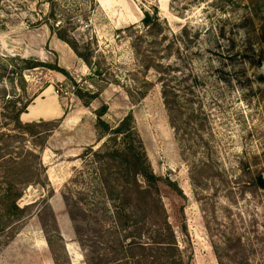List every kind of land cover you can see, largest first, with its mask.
Listing matches in <instances>:
<instances>
[{"label": "rangeland", "instance_id": "obj_1", "mask_svg": "<svg viewBox=\"0 0 264 264\" xmlns=\"http://www.w3.org/2000/svg\"><path fill=\"white\" fill-rule=\"evenodd\" d=\"M145 11L162 22V48L172 53L166 61L180 55L183 85L193 86L194 129L204 124L194 156L176 139L157 74L145 75L134 54L126 28H141ZM58 26L81 47L90 46L95 64L88 66L57 37ZM36 60L59 65L69 76L41 65L28 68ZM145 76L154 84L141 98ZM79 87L99 92L93 104L78 99ZM13 99L28 105L23 122L46 120L39 130L50 131L35 146L20 139L38 151L41 165L36 159L39 175L18 201L23 218L0 231V264H86L66 197H77L94 181L95 164L84 152L107 139L98 140L96 127L103 104L111 126L133 115L153 171L182 191L160 183L192 264H218L211 241L234 228L245 234L249 264H264L262 244L251 248L255 236L264 240V190L244 188L248 176L242 172L245 163L264 169V0H0V131L16 133ZM193 161L199 171L205 168L199 183L190 177ZM88 193V201L97 199L95 187Z\"/></svg>", "mask_w": 264, "mask_h": 264}, {"label": "trees", "instance_id": "obj_2", "mask_svg": "<svg viewBox=\"0 0 264 264\" xmlns=\"http://www.w3.org/2000/svg\"><path fill=\"white\" fill-rule=\"evenodd\" d=\"M51 15L54 16L53 11ZM141 25L138 29L135 25L126 28L132 38L138 65L145 75L151 70L157 74L156 82L161 85L162 98L176 139L182 152L194 156V140L204 124L198 121L200 129H194L193 86L183 85L184 74L179 73L177 64L180 55L176 61H166L172 53L171 48H162L165 38L157 14L145 11ZM58 27L54 28L57 37L72 47L88 66L95 64L92 63L90 46L81 47L69 30ZM40 65L69 76L65 68L37 60L28 68ZM143 83L144 89L139 92L141 98L154 84L146 76ZM75 95L85 106H89L98 98L99 92L79 87ZM11 101L16 110L12 116L16 133L0 131V231L23 218L25 208L20 207L18 201L26 187L39 175L35 166L36 159H39L37 165H41L38 151L29 149L26 143L23 146L20 139L27 141L30 138L29 143L35 146L38 144L35 140L50 131L39 130L48 124L46 120L23 122L21 114L28 105L18 99ZM107 110L108 106L103 104L96 111V127L100 133L98 140L105 136L107 139L99 148L92 147L84 152V156L95 164L92 168L94 181L86 184L77 197H66L68 212L76 225L77 239L85 250L86 264H192V253L180 247L169 220L160 183L165 182L179 193L182 191L176 182L153 171L133 115L129 113L116 126H111L103 119ZM199 165L194 166L193 161L190 166V177L195 183L201 181L205 170L200 168L199 171ZM242 172L243 176H248L244 188L251 192L264 190V169L251 170L245 163ZM93 187L97 189V199L88 201V191L92 193ZM207 227L209 230L208 224ZM181 228L187 235L185 223ZM241 230L234 228L220 240L211 241L218 264H249L248 244ZM259 236H255L252 249L256 244L264 247V240ZM48 242L51 247L50 238Z\"/></svg>", "mask_w": 264, "mask_h": 264}, {"label": "crops", "instance_id": "obj_3", "mask_svg": "<svg viewBox=\"0 0 264 264\" xmlns=\"http://www.w3.org/2000/svg\"><path fill=\"white\" fill-rule=\"evenodd\" d=\"M99 4H101V3H99ZM93 104V103H92ZM91 105V104H90Z\"/></svg>", "mask_w": 264, "mask_h": 264}]
</instances>
